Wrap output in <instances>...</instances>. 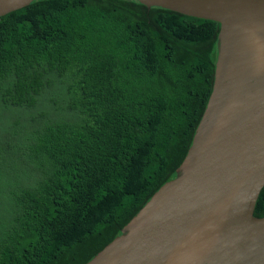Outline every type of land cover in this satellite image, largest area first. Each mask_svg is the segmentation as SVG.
Returning <instances> with one entry per match:
<instances>
[{
    "label": "trees",
    "instance_id": "obj_1",
    "mask_svg": "<svg viewBox=\"0 0 264 264\" xmlns=\"http://www.w3.org/2000/svg\"><path fill=\"white\" fill-rule=\"evenodd\" d=\"M220 27L137 0L0 18V264H87L183 172Z\"/></svg>",
    "mask_w": 264,
    "mask_h": 264
},
{
    "label": "water",
    "instance_id": "obj_2",
    "mask_svg": "<svg viewBox=\"0 0 264 264\" xmlns=\"http://www.w3.org/2000/svg\"><path fill=\"white\" fill-rule=\"evenodd\" d=\"M137 1L220 23L213 91L183 172L87 264H264V0Z\"/></svg>",
    "mask_w": 264,
    "mask_h": 264
}]
</instances>
